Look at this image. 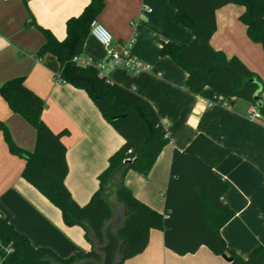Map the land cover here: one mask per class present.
Wrapping results in <instances>:
<instances>
[{"label": "crops", "instance_id": "0c3cea01", "mask_svg": "<svg viewBox=\"0 0 264 264\" xmlns=\"http://www.w3.org/2000/svg\"><path fill=\"white\" fill-rule=\"evenodd\" d=\"M88 2L0 0V85L22 77L24 85L43 100L41 119L46 126L53 133L67 131L60 139L68 168L64 184L79 205L96 191L97 177L123 139L84 91L58 80L59 64L53 55H37L44 37L36 26L61 41L66 20L78 16ZM243 12V7L232 4L216 9V29L209 44L227 58L236 57L261 79L264 103V52L247 37L239 20ZM174 14L169 0H103L95 20L110 33L111 45H99L88 33L80 59L105 61L107 49L121 52L123 44L132 40L129 53L145 66L138 72L105 66L101 74L145 99L165 129L168 141L148 175L129 171L124 180L134 197L153 211H164L174 149L183 150L202 134L228 150L214 173L228 185L221 201L234 216L219 234L229 250L246 258L256 247H264V125L249 119L247 102L225 98L222 104L211 103L214 91L209 87L196 94L185 88L186 73L170 57L159 54L161 42L189 44L193 39L190 31L175 22ZM0 122L16 146L33 150L35 130L11 112L1 97ZM23 168L24 160L10 153L0 130V204L10 213L11 226L32 246L47 248L61 258L90 250L84 230L63 224L59 210L21 177ZM123 264L229 263L204 246L193 254L177 255L164 247L162 231L151 229L144 251Z\"/></svg>", "mask_w": 264, "mask_h": 264}, {"label": "trees", "instance_id": "16d2710c", "mask_svg": "<svg viewBox=\"0 0 264 264\" xmlns=\"http://www.w3.org/2000/svg\"><path fill=\"white\" fill-rule=\"evenodd\" d=\"M169 3L175 9V22L190 31L193 39L189 44L161 42L159 54L170 57L186 73L185 88L196 94L209 87L214 91L211 103L222 104L225 98H233L255 106L253 95L258 89L262 93L261 79L236 57L227 58L214 50L209 40L216 29L215 10L237 5L244 8L239 20L246 27L247 37L264 52V0H169ZM102 7L103 0H89L78 16L66 20L65 38L61 41L36 26L44 37L37 55H53L59 64L57 78L84 91L123 139L97 177L98 187L87 203L77 204L64 184L68 168L60 139L67 131L53 133L46 126L41 119L43 100L24 85L22 77L0 85V97L11 112L22 117L36 133L33 150L25 151L13 143L0 122L10 153L24 160L21 177L59 210L63 224L84 230L91 248L69 258H61L47 248H36L11 226V215L0 204V264H78L85 260L99 264L101 256L95 247L104 244L103 229L117 206L123 209V223L116 233L121 241L118 264L144 251L151 229L162 231L164 247L180 256L193 254L204 246L229 264H264L263 246L241 258L226 247L219 234L234 212L221 201L228 185L214 173V168L229 152L205 135L195 136L183 150H173L163 194V213L141 203L125 186L129 171L148 175L168 139L145 99L111 82L96 68L95 61L82 63L80 56L89 24ZM257 109L264 115L263 102Z\"/></svg>", "mask_w": 264, "mask_h": 264}, {"label": "built area", "instance_id": "2783aa9c", "mask_svg": "<svg viewBox=\"0 0 264 264\" xmlns=\"http://www.w3.org/2000/svg\"><path fill=\"white\" fill-rule=\"evenodd\" d=\"M89 34L99 45L105 48L110 47L112 41V37L110 33L95 19L92 20L89 24ZM131 44H132V40L124 43L121 52H115L112 49H107L106 60L94 62L96 68L100 72L105 66L109 68L125 67L131 72H138L140 70L145 69V66L141 62L134 59L130 55L129 48ZM82 63H87V61H82ZM248 113H249V119L261 122L264 125V115H262L255 106L251 105L248 109Z\"/></svg>", "mask_w": 264, "mask_h": 264}, {"label": "water", "instance_id": "95a60500", "mask_svg": "<svg viewBox=\"0 0 264 264\" xmlns=\"http://www.w3.org/2000/svg\"><path fill=\"white\" fill-rule=\"evenodd\" d=\"M261 90L258 89L253 95V102L257 108L262 105ZM123 223V209L119 206L115 207V214L113 218L106 223L103 229L104 244L96 246L97 254L101 256V263L99 264H118L119 252L121 248V241L117 237V231ZM78 264H97L92 260H85Z\"/></svg>", "mask_w": 264, "mask_h": 264}]
</instances>
